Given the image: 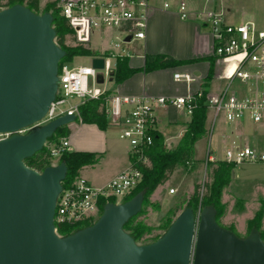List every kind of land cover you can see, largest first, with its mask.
Listing matches in <instances>:
<instances>
[{"label":"water","instance_id":"water-1","mask_svg":"<svg viewBox=\"0 0 264 264\" xmlns=\"http://www.w3.org/2000/svg\"><path fill=\"white\" fill-rule=\"evenodd\" d=\"M52 22L50 12L37 13L25 5L0 9L1 133L40 121L56 98L66 52L56 41ZM92 65L101 69L104 59L93 57ZM97 80L104 83L101 73ZM75 120L67 114L0 141V264H264L260 232L237 236L219 225L212 206L198 217L187 207L157 240L137 243L124 225L142 210V193L126 202H109L93 224L58 235L56 202L67 166L38 171L25 159Z\"/></svg>","mask_w":264,"mask_h":264},{"label":"built area","instance_id":"built-area-1","mask_svg":"<svg viewBox=\"0 0 264 264\" xmlns=\"http://www.w3.org/2000/svg\"><path fill=\"white\" fill-rule=\"evenodd\" d=\"M44 7L55 3L75 32V41L92 48L93 38L101 40L107 31L116 33V40L110 49L91 55L89 65H71L66 62L59 67L58 89L55 100L44 117L29 126L14 132H0V141L14 134L25 135L58 117L71 114L80 120L79 106L86 100L98 98L107 88L115 73L117 56H127L124 45L145 39L149 10L156 1L164 10H175L183 20H195L207 27L214 40V55L217 56L215 74L229 85L219 93L207 95L208 109L216 115L222 114L229 122L249 118L254 123L264 122V28L253 21L229 23L222 6H210L215 0H201L203 5L193 9L189 0H41ZM130 38V40H128ZM92 51V49H91ZM93 52V51H92ZM93 57H102L104 67L92 65ZM101 73L104 83H99ZM114 77V75H113ZM178 81L191 82L188 73L177 72ZM113 81V80H112ZM233 83L240 86L231 87ZM188 93L182 96H111L106 104V113L111 125L119 130L120 139L129 147V159L148 162L147 150L159 134L157 109L174 106L192 115L197 96ZM77 99V101H72ZM50 158H59L65 150L71 151L69 137H62L59 143L47 141ZM211 161L215 158L209 155ZM224 161L239 164L243 162H264V151L249 145H235L225 151ZM142 180V172L131 166L111 179L105 186L96 187L84 176L79 175L72 185L60 191L55 211L57 225L95 222L101 215L102 198H122ZM176 189H169L173 194ZM109 203L108 201L105 203ZM105 206V205H104ZM82 229V228H81ZM58 235H60L58 233ZM61 236V235H60Z\"/></svg>","mask_w":264,"mask_h":264},{"label":"trees","instance_id":"trees-1","mask_svg":"<svg viewBox=\"0 0 264 264\" xmlns=\"http://www.w3.org/2000/svg\"><path fill=\"white\" fill-rule=\"evenodd\" d=\"M16 4L27 6L29 9L40 13V0H0V9L11 7ZM50 12L53 17L52 25L56 31V41L62 47L66 54L60 62V66L66 62H71L76 56H91L93 52L82 43L75 41V32L69 25L66 18L61 14L60 9L55 6V3H47L43 9V13ZM207 61L209 62V70L204 77L201 85V95L196 94V105L193 109L191 120L177 143L175 148H167L161 134L156 135L154 143L146 155L147 163L142 161L132 160L130 165L142 172L141 182L133 188L130 192L125 194L119 202H126L132 199L138 193L143 194V205H152L154 208H160L159 203H152L150 196L162 184L170 179L172 174L181 166L193 163L194 161V145L197 141L206 138L210 135L206 127L207 121V95L210 83L215 77V64L217 61L216 55H210L202 58L191 59H176L171 55L165 53H148L145 54V62L142 67H131L129 65L128 56H117L115 58L116 67L113 77L114 84H120L132 77L137 72H152L159 69L177 67L195 62ZM115 95L110 89H107L98 98L86 100L79 106V116L83 123L96 124L100 129L105 130L109 125V119L106 113V104L108 99ZM71 133L68 126L58 128L54 135L48 139L53 143H59L62 137H67ZM49 148L45 145L43 149L38 151L34 156L25 159L27 166L43 171L46 167L52 165ZM100 160V155L95 152L88 151H63L58 158L59 163H65L67 166V173L63 187L73 184L80 171L85 166L94 165ZM236 164L228 163L226 161H208L207 170L211 174V181H204L203 183L194 184V189L187 201V207L196 211L197 207L212 206L216 211V220L220 225L219 216L222 214L224 204L221 197L225 187L229 186L232 181L233 169ZM204 189L201 193V190ZM118 201V198L113 196L109 198H102L100 201V213H102L106 202ZM185 203V202H184ZM184 203H179L171 209L170 215L166 218L162 225L163 233L168 229L174 218L184 210ZM141 210L137 215L129 219L125 225V231L129 232L137 243L145 244L154 242L162 234L152 236L153 227L146 224L139 219L142 214ZM263 218V210L258 211L255 216L249 221L250 232L252 230H259L261 228ZM93 222L86 221L80 224H62L57 225L58 233L61 236H68L77 230L87 227ZM249 232V233H250ZM264 239V232H260ZM150 236V237H148Z\"/></svg>","mask_w":264,"mask_h":264},{"label":"crops","instance_id":"crops-1","mask_svg":"<svg viewBox=\"0 0 264 264\" xmlns=\"http://www.w3.org/2000/svg\"><path fill=\"white\" fill-rule=\"evenodd\" d=\"M189 1L193 9H199L203 5L201 0ZM242 1L243 0H238L237 2L239 5L235 8L231 3L228 1L224 2L223 0H215L210 6H222L226 11V20L229 23L252 21H244L246 13L242 8ZM233 9H235L234 12H232ZM258 21L261 23L260 20ZM259 26H261V24ZM115 40L116 33L113 31H107L105 34H102L99 46H92L91 49L94 54L102 53L105 50L110 49L112 42ZM136 42L137 44H134L135 46L132 48L133 55H127L131 67H142L145 62V54L148 53H165L176 59L202 58L214 55V40L207 27L202 26L199 22L193 19H181L175 10H164L159 1H156L153 7L149 10L145 39L132 41L130 43ZM130 43H127V45ZM124 49L128 51L126 46H124ZM208 70L209 62L200 61L177 67L159 69L148 73L137 72L120 84H114L113 81H110L113 83V86L109 88L114 94L119 95L150 97L182 96L187 95L188 93L197 92L200 89V85L204 77L207 75ZM177 72L188 73L193 80L191 82L178 81L174 78V74ZM218 80L224 79L218 74H215V77L208 88L209 93H219L229 85L224 80L221 86L215 89L213 88V85ZM237 86H240V84L233 83L231 87L236 88ZM209 110L210 109H208V111ZM212 112L211 118L208 116L207 112L206 121V127L210 133L209 147L212 146L214 137L217 138L219 136L227 144L226 150L235 145L250 146L249 141L244 138V140L242 139L239 142V139L242 136V130L244 129V119L229 122L222 114L216 115L214 111ZM157 116L159 121V134L163 136L165 146L169 149L175 148L191 120V115L183 109L169 106L165 108L159 107L157 109ZM82 125L83 122L81 121L79 122V125L76 124L78 129ZM86 128V132H88L92 138L95 137V139L89 140L86 142L87 145H85L84 148H80L81 146H73L70 136H68L70 147L74 151L95 152L100 155L99 162L82 168L80 175L84 176L92 185L103 187L116 175L130 167L129 147L127 145V148L120 149L116 146L114 139L110 136L112 128L116 127L111 124L105 130L100 129L96 124L87 125ZM173 138L176 139L175 144L173 146L168 145V141ZM74 147L78 148L74 149ZM213 153V150L208 152L207 159L205 160L206 163L211 161L209 155L215 158V161H224V158H218L214 156ZM205 162L204 176L207 170V164L205 165ZM193 164H195V159ZM203 180L204 177L201 181H194L189 191L194 189V184L200 183ZM164 184L160 185L156 191L153 192L152 200L161 198V194H159V196H156L155 194Z\"/></svg>","mask_w":264,"mask_h":264},{"label":"rangeland","instance_id":"rangeland-1","mask_svg":"<svg viewBox=\"0 0 264 264\" xmlns=\"http://www.w3.org/2000/svg\"><path fill=\"white\" fill-rule=\"evenodd\" d=\"M223 1H228L234 8L239 5L237 2L238 0ZM243 1L241 5L246 13L244 21H255L257 25L261 24L260 27L264 28V0ZM43 9L44 2L40 0V13H43ZM234 10L235 9H233L232 12H234ZM258 20H260L261 23H259ZM99 42L100 40L96 35L93 38V47L99 46ZM134 44L136 45L137 42L124 45L128 50V56L133 55L132 48L135 46ZM70 63L71 65H89L91 63V56H76ZM216 66L217 62L215 64V69ZM223 82L224 80L216 81L213 88L216 89L217 87H220ZM111 86H113V83L110 81L103 85V87L107 89H110L109 87ZM72 101H77V99H73ZM212 113V110L208 111V116L210 118ZM79 122V119H76L74 123H70L67 126L71 130L69 136L73 146H81L80 148H84V146L87 145L86 142L91 139H95V137L92 138V136L86 132V127L87 125H90V123H83V125L78 129L76 124L79 125ZM110 136L114 139L118 148H127V143L119 138V131L117 128H112ZM243 138L249 141L252 148L260 152L264 151V123H254L249 118H245L244 129L242 130V136L239 139V142ZM209 139L210 138L208 136L195 143L193 155L195 164L188 163L187 165L179 167L170 179L162 187H160V190L155 194L156 196L161 194L160 199L152 200V195L150 196V201L155 204L159 203L160 208H154V206L149 204L145 206L143 205V212L139 216V219L153 227L152 236L163 234L161 227L168 215H170L171 209H173L175 205L185 202L184 208L187 206V201L193 192V190H189L191 189L194 181H201L203 177L204 180L200 183H203L204 181H211V174L208 170H206L204 176V162L207 159L208 152L213 150L214 156L218 158H225L227 144L222 140V138H220V136L217 138L214 137L211 147H209ZM175 142V138L170 139L168 141V145L173 146ZM77 148L78 147H74V149ZM57 164H59L58 158H53L52 165ZM206 164L207 163L205 162V165ZM170 188L176 189V192L173 194L169 193ZM224 189L225 190H223L224 192L222 194L223 198L221 197L224 209L222 214L219 216L220 225L224 228L232 230L241 238L246 237L250 232L249 221L258 211L263 210L262 224L258 231L264 232V162L251 161L236 164L233 169L232 182ZM203 190L204 189L201 190V193ZM119 200H121V198H119ZM202 209L203 208L199 206L196 208V211H194L197 217Z\"/></svg>","mask_w":264,"mask_h":264}]
</instances>
